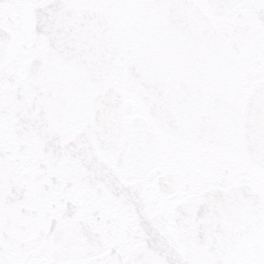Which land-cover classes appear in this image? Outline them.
Returning <instances> with one entry per match:
<instances>
[{"label": "snow or ice", "instance_id": "6c2138e0", "mask_svg": "<svg viewBox=\"0 0 264 264\" xmlns=\"http://www.w3.org/2000/svg\"><path fill=\"white\" fill-rule=\"evenodd\" d=\"M0 264H264V0H0Z\"/></svg>", "mask_w": 264, "mask_h": 264}]
</instances>
